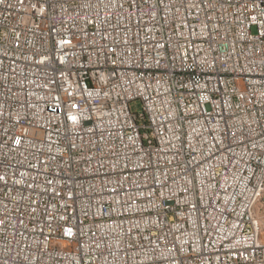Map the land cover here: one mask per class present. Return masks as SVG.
<instances>
[{
  "label": "built area",
  "instance_id": "obj_1",
  "mask_svg": "<svg viewBox=\"0 0 264 264\" xmlns=\"http://www.w3.org/2000/svg\"><path fill=\"white\" fill-rule=\"evenodd\" d=\"M0 264H264V0H0Z\"/></svg>",
  "mask_w": 264,
  "mask_h": 264
},
{
  "label": "rangeland",
  "instance_id": "obj_2",
  "mask_svg": "<svg viewBox=\"0 0 264 264\" xmlns=\"http://www.w3.org/2000/svg\"><path fill=\"white\" fill-rule=\"evenodd\" d=\"M255 31V30H254ZM132 108H133V110H135V111H140V109H141V103L140 102H134L133 104H132Z\"/></svg>",
  "mask_w": 264,
  "mask_h": 264
}]
</instances>
